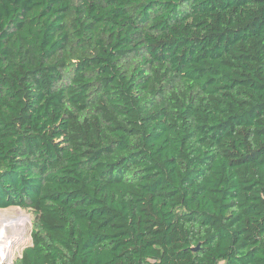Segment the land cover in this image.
Returning a JSON list of instances; mask_svg holds the SVG:
<instances>
[{
    "label": "trees",
    "instance_id": "1",
    "mask_svg": "<svg viewBox=\"0 0 264 264\" xmlns=\"http://www.w3.org/2000/svg\"><path fill=\"white\" fill-rule=\"evenodd\" d=\"M16 264H264V0H0V209Z\"/></svg>",
    "mask_w": 264,
    "mask_h": 264
},
{
    "label": "rangeland",
    "instance_id": "2",
    "mask_svg": "<svg viewBox=\"0 0 264 264\" xmlns=\"http://www.w3.org/2000/svg\"><path fill=\"white\" fill-rule=\"evenodd\" d=\"M34 228L33 214L27 210L12 206L6 209H0V234L3 238H12L10 241L11 252L9 257H1L7 252L4 247V241H0V264H16L22 256L24 249L32 242V230ZM3 246V247H2Z\"/></svg>",
    "mask_w": 264,
    "mask_h": 264
},
{
    "label": "bare ground",
    "instance_id": "3",
    "mask_svg": "<svg viewBox=\"0 0 264 264\" xmlns=\"http://www.w3.org/2000/svg\"><path fill=\"white\" fill-rule=\"evenodd\" d=\"M4 232H1V234H0V241H4L5 243V245H4V247L3 248H5V250L7 251L1 258L2 259H5V258H7V257H9V255H10V252H11V249H10V247H11V245L10 244H12V243H10V241H12V238H6V240H5V238H3L2 237V235H4L3 234Z\"/></svg>",
    "mask_w": 264,
    "mask_h": 264
}]
</instances>
